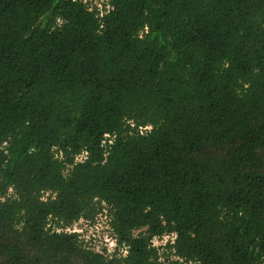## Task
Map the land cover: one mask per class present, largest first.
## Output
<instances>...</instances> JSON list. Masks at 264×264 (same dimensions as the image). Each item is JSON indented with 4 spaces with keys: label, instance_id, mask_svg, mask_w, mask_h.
I'll list each match as a JSON object with an SVG mask.
<instances>
[{
    "label": "trees",
    "instance_id": "1",
    "mask_svg": "<svg viewBox=\"0 0 264 264\" xmlns=\"http://www.w3.org/2000/svg\"><path fill=\"white\" fill-rule=\"evenodd\" d=\"M0 264H264V0H0Z\"/></svg>",
    "mask_w": 264,
    "mask_h": 264
},
{
    "label": "rangeland",
    "instance_id": "2",
    "mask_svg": "<svg viewBox=\"0 0 264 264\" xmlns=\"http://www.w3.org/2000/svg\"><path fill=\"white\" fill-rule=\"evenodd\" d=\"M91 7H96L103 11L106 0H86ZM108 7V6H107ZM104 212H106L104 210ZM107 217L105 215H99L98 220L95 224H90L84 220H80L75 223L72 227L68 228L69 232H78L82 235L86 241H88L94 250H107L110 255L113 254L117 248V242L112 235ZM173 238V237H171ZM171 240L170 237L164 238L163 241L159 242V246H164V244ZM119 251L126 254L125 249L119 247Z\"/></svg>",
    "mask_w": 264,
    "mask_h": 264
},
{
    "label": "built area",
    "instance_id": "3",
    "mask_svg": "<svg viewBox=\"0 0 264 264\" xmlns=\"http://www.w3.org/2000/svg\"><path fill=\"white\" fill-rule=\"evenodd\" d=\"M79 159H81V158H79ZM167 237H169V236H165V237H163L162 239H160V238H155L154 240H153V246H155V247H158L159 246V242L160 241H163V239L164 238H167ZM166 244V243H165ZM164 244V245H165ZM161 246V245H160ZM126 251V250H125Z\"/></svg>",
    "mask_w": 264,
    "mask_h": 264
}]
</instances>
